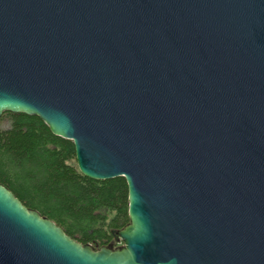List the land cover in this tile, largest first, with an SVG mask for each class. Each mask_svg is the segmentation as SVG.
Wrapping results in <instances>:
<instances>
[{
	"label": "water",
	"instance_id": "1",
	"mask_svg": "<svg viewBox=\"0 0 264 264\" xmlns=\"http://www.w3.org/2000/svg\"><path fill=\"white\" fill-rule=\"evenodd\" d=\"M124 177L122 244L0 182V264H264V0H0V117Z\"/></svg>",
	"mask_w": 264,
	"mask_h": 264
},
{
	"label": "trees",
	"instance_id": "2",
	"mask_svg": "<svg viewBox=\"0 0 264 264\" xmlns=\"http://www.w3.org/2000/svg\"><path fill=\"white\" fill-rule=\"evenodd\" d=\"M0 182L81 243H121L117 231L129 223L125 178L82 174L73 142L53 134L38 116L1 115Z\"/></svg>",
	"mask_w": 264,
	"mask_h": 264
},
{
	"label": "rangeland",
	"instance_id": "3",
	"mask_svg": "<svg viewBox=\"0 0 264 264\" xmlns=\"http://www.w3.org/2000/svg\"><path fill=\"white\" fill-rule=\"evenodd\" d=\"M119 240L121 241V239H120V237H119ZM116 244V243H115ZM122 244V241H121V243H118V244H116V245H121Z\"/></svg>",
	"mask_w": 264,
	"mask_h": 264
}]
</instances>
